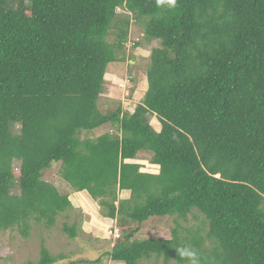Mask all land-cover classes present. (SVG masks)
<instances>
[{"label": "trees", "instance_id": "trees-1", "mask_svg": "<svg viewBox=\"0 0 264 264\" xmlns=\"http://www.w3.org/2000/svg\"><path fill=\"white\" fill-rule=\"evenodd\" d=\"M131 23L160 46L134 112L103 113L104 75L127 61ZM58 164L61 182L116 222L102 254L112 262L264 264V0H0V232L97 241L46 181ZM164 217L170 240L134 239ZM188 217L202 220L186 228ZM69 256L42 245L26 264Z\"/></svg>", "mask_w": 264, "mask_h": 264}, {"label": "rangeland", "instance_id": "rangeland-1", "mask_svg": "<svg viewBox=\"0 0 264 264\" xmlns=\"http://www.w3.org/2000/svg\"><path fill=\"white\" fill-rule=\"evenodd\" d=\"M131 15L126 12L124 8L120 9L118 12V17L125 20H131ZM114 38V37H112ZM145 39V40H144ZM147 38H143L142 29L133 23H131V28L129 31L128 42L125 46V59L126 62L110 64L107 67V72L104 75L105 80V91L100 97L99 109L101 112L106 113L110 109H115L117 103H120L123 112L132 114L138 104V98L142 95L145 89V71H146V59H148L149 53L154 48H158L159 42L153 41L150 44L146 42ZM138 43L139 46L135 48L134 44ZM131 60V61H128ZM151 124L153 122L150 121ZM107 128H102L94 131L91 137L100 135L106 132ZM139 159L135 160L136 163H143L145 165L142 172L157 174L158 169L148 165L146 162L147 156L140 155ZM14 168H17L15 165ZM59 164L53 166L50 171H47L45 177L46 181L51 183L54 187L59 188L62 192L69 193L68 188L62 183L58 171ZM16 170V169H15ZM63 189H66L63 191ZM16 191H14L15 193ZM75 205L74 200H72ZM86 202H81L80 209L87 215L92 217L85 218L84 226H87L85 235H92L97 241H92L91 244L86 242H64L61 239L62 234L54 233L55 231L47 232L43 234L42 238L38 236L36 230L30 232L28 238H22L17 231H6L0 232V264H26L27 261L36 262L39 253L40 246H44L53 255H58L59 253L70 254L68 259L58 262L57 264H69L70 262H91L94 259L100 257V264H121L112 262L107 256L102 254L110 252L113 245L114 236H110L108 231L110 226H114L115 222H108L102 219L99 215L101 209L98 206L91 207L90 204ZM84 207V208H83ZM93 212V213H92ZM81 213L76 209V220H81ZM80 214V215H79ZM85 217V216H84ZM74 218V217H72ZM189 218V217H188ZM91 219H96V222H92ZM200 221H195L193 219H188L187 223L180 222V224L186 228H192L199 226ZM102 221V222H101ZM99 223L107 225V228ZM105 222V223H104ZM176 225V223H175ZM61 224L58 223L57 227ZM103 228V229H101ZM174 228V221L172 217L149 219L147 222L140 225V232L134 236V239L145 240V239H171V229ZM60 229V228H59ZM58 229V230H59ZM83 236V238H87ZM43 239V242H40ZM61 243L63 245H61ZM87 244V246H86ZM86 251H84L85 249ZM144 264H165L163 259L151 258ZM166 264H181L175 260H169ZM186 264V263H185Z\"/></svg>", "mask_w": 264, "mask_h": 264}, {"label": "clouds", "instance_id": "clouds-1", "mask_svg": "<svg viewBox=\"0 0 264 264\" xmlns=\"http://www.w3.org/2000/svg\"><path fill=\"white\" fill-rule=\"evenodd\" d=\"M122 9V8H121ZM120 9H118V11H119ZM127 12V11H126ZM128 13V12H127ZM129 15H130V13H129ZM153 42V41H152ZM149 57V56H148ZM67 188H68V190H69V193H68V196H69V201H70V203L74 206V203L72 202V200H74V202H75V209H78L80 212H83V210L81 211V209H80V204H81V202L83 201V202H86V206H88L87 205V203L88 204H90V206L91 207H94L95 205L96 206H98V202H97V200H95L87 191H80V192H75V191H72V190H70V188L66 185V184H64ZM64 190H66V189H64ZM67 193V192H66ZM99 207V206H98ZM84 208V207H83ZM93 213V212H92ZM83 214H87V212H85V213H83ZM99 215H100V213H99ZM89 216V215H88ZM89 217H92V216H89ZM100 217L102 218V219H104L105 221H108V222H112L111 220H108V219H105V218H103L101 215H100ZM91 221L92 222H96V219H91ZM102 222V221H101ZM115 222V221H114ZM83 223H85V222H83ZM105 223V222H104ZM98 225H101V226H104V227H106L107 228V225H105V224H102V223H99L98 222ZM110 227H112V228H109V231H108V233H109V235L110 236H114L115 238L116 237H118V228L116 227V222H115V225L114 226H110ZM101 229H103V228H101Z\"/></svg>", "mask_w": 264, "mask_h": 264}, {"label": "crops", "instance_id": "crops-1", "mask_svg": "<svg viewBox=\"0 0 264 264\" xmlns=\"http://www.w3.org/2000/svg\"><path fill=\"white\" fill-rule=\"evenodd\" d=\"M150 44V43H149Z\"/></svg>", "mask_w": 264, "mask_h": 264}]
</instances>
